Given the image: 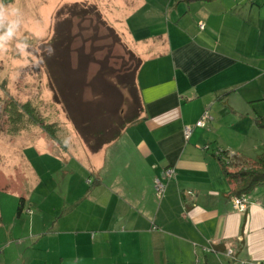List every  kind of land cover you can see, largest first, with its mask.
<instances>
[{
  "label": "crops",
  "instance_id": "obj_1",
  "mask_svg": "<svg viewBox=\"0 0 264 264\" xmlns=\"http://www.w3.org/2000/svg\"><path fill=\"white\" fill-rule=\"evenodd\" d=\"M70 2L95 5L140 60L142 112L96 153L78 136L65 147L40 136L23 146L21 174H0L19 200L25 264L263 263L264 185L235 212L214 153L264 151V0ZM204 111L212 120L194 127Z\"/></svg>",
  "mask_w": 264,
  "mask_h": 264
},
{
  "label": "rangeland",
  "instance_id": "obj_2",
  "mask_svg": "<svg viewBox=\"0 0 264 264\" xmlns=\"http://www.w3.org/2000/svg\"><path fill=\"white\" fill-rule=\"evenodd\" d=\"M70 1L0 0L5 7L0 35L6 33L11 21L19 20L13 35L0 41V174L6 181L8 174H21L23 170L20 156L23 146L34 143L40 136L51 137L39 125L30 124L27 116L12 123L14 111L6 107L10 100L36 104L34 116L44 124H53V134L59 143L63 139L65 144L74 136L80 137L76 126L90 132L110 133L137 107L131 77H124L128 67L135 63L123 43L127 49L116 45L111 50V40L102 39L88 45L74 39L69 54L60 58L62 66L56 69L60 73L57 83L50 84L42 62L43 44L52 37V18L56 10L49 13L56 7L55 3L63 5L72 3ZM51 86L57 92L58 103L53 101ZM7 184L9 182L2 183L4 186L0 184L3 222L0 225V264H25L24 250L17 246L20 241L15 240L13 234L24 231L22 221H16L14 228L12 225L16 215L12 208L19 200L11 195L9 191L15 190L9 189Z\"/></svg>",
  "mask_w": 264,
  "mask_h": 264
},
{
  "label": "trees",
  "instance_id": "obj_3",
  "mask_svg": "<svg viewBox=\"0 0 264 264\" xmlns=\"http://www.w3.org/2000/svg\"><path fill=\"white\" fill-rule=\"evenodd\" d=\"M52 21V37L48 42L43 44L44 46L42 48V62L45 67L48 80L52 85L57 83L56 79L60 75V73L56 71V69H59L62 66V62H60L62 59L60 58H63V54H69L70 49H72L71 45L75 43L74 39H81L83 43H87L88 45H93L97 41L100 42L102 39H107L111 40V50L116 45L127 49L122 44L115 31L110 28L103 20L102 15L98 11L97 7L91 3L74 2L60 5L54 12ZM85 24L86 26H84ZM101 31H104L102 35ZM104 49L107 50L106 47ZM126 52L132 58L135 65L128 67L129 70L126 72L124 77H131L130 82L133 85L137 107L130 113L126 120L121 122L119 128L111 131L110 133H105L104 131L90 132L87 130H81L78 126H76L77 133L89 151L92 153L98 152L103 146L116 140L121 135L125 127L135 122L140 117L142 112V106L135 85V75L140 67V60L135 57V55L130 50L127 49ZM51 88L54 91L53 101L58 103L57 92L53 86H51ZM34 105L31 104V101L20 104L10 100L6 107H11V109L14 111L11 122L16 124L21 119H24L23 116H27L30 124L39 125L43 131L47 132L49 136H51L50 140L58 143L62 147H65L66 144L64 143V140L62 139L59 143L60 140L55 134H53V131L55 130L53 127L55 126L53 124H44L41 120L34 116L35 109H37V107ZM256 125L260 129L264 130V118H257ZM214 156L220 162L223 173L232 186V197L246 196L250 194L256 187L264 185V151L253 161L239 159L234 154L230 155V152L222 149H216ZM240 167H244V169H238ZM20 209L21 202L18 207V210Z\"/></svg>",
  "mask_w": 264,
  "mask_h": 264
},
{
  "label": "built area",
  "instance_id": "obj_4",
  "mask_svg": "<svg viewBox=\"0 0 264 264\" xmlns=\"http://www.w3.org/2000/svg\"><path fill=\"white\" fill-rule=\"evenodd\" d=\"M198 27L202 30L204 28V24L202 22H199ZM212 118L209 114L208 111H204L201 118L196 122L194 127H198V128H203L207 125V123L209 121H211ZM192 131V128L190 126H187L184 128V137L186 139H188V137L190 136V133ZM230 155H233L232 153H230ZM174 175V169L171 167L166 168L163 171V176L167 179H169L170 177H172ZM154 188L156 189V191L158 192V194L162 195L164 192V185L161 182L160 178H155L154 180ZM185 195L189 198H193V194L191 192H187L185 193ZM231 203H232V208L235 212L239 213V214H243L246 211V197L245 196H241V197H232L231 198ZM261 264H264L261 263Z\"/></svg>",
  "mask_w": 264,
  "mask_h": 264
},
{
  "label": "clouds",
  "instance_id": "obj_5",
  "mask_svg": "<svg viewBox=\"0 0 264 264\" xmlns=\"http://www.w3.org/2000/svg\"><path fill=\"white\" fill-rule=\"evenodd\" d=\"M4 11H5L4 5L0 4V26H3L2 21L4 18ZM18 26H19V20L11 21L6 33L4 35H0V41L5 40L7 37H11L13 35L14 29L17 28Z\"/></svg>",
  "mask_w": 264,
  "mask_h": 264
}]
</instances>
